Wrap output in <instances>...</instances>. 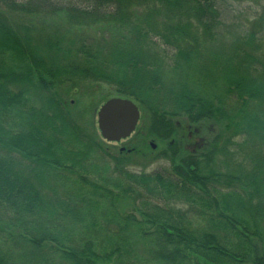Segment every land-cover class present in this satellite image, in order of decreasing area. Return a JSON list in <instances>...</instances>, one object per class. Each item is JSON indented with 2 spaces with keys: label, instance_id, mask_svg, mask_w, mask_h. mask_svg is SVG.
<instances>
[{
  "label": "rangeland",
  "instance_id": "rangeland-1",
  "mask_svg": "<svg viewBox=\"0 0 264 264\" xmlns=\"http://www.w3.org/2000/svg\"><path fill=\"white\" fill-rule=\"evenodd\" d=\"M58 4L32 16L36 36L64 57L87 45L99 59L100 77L55 79L75 121L133 169L169 171L182 160L196 179L174 204L179 216L217 237L230 255L217 252L222 264L264 260V0H104V18ZM114 97L140 109L120 142L98 127ZM156 111L173 114L175 135L153 130Z\"/></svg>",
  "mask_w": 264,
  "mask_h": 264
},
{
  "label": "trees",
  "instance_id": "trees-1",
  "mask_svg": "<svg viewBox=\"0 0 264 264\" xmlns=\"http://www.w3.org/2000/svg\"><path fill=\"white\" fill-rule=\"evenodd\" d=\"M52 2L106 16L104 0H0V264H222L217 237L174 208L192 168L133 169L53 92L56 80L100 72L87 45L64 57L36 36L32 16ZM170 116L154 114L160 138L178 132Z\"/></svg>",
  "mask_w": 264,
  "mask_h": 264
},
{
  "label": "water",
  "instance_id": "water-1",
  "mask_svg": "<svg viewBox=\"0 0 264 264\" xmlns=\"http://www.w3.org/2000/svg\"><path fill=\"white\" fill-rule=\"evenodd\" d=\"M97 116L102 137L109 142H120L136 130L140 110L131 99L114 97L99 108Z\"/></svg>",
  "mask_w": 264,
  "mask_h": 264
},
{
  "label": "flooded vegetation",
  "instance_id": "flooded-vegetation-1",
  "mask_svg": "<svg viewBox=\"0 0 264 264\" xmlns=\"http://www.w3.org/2000/svg\"><path fill=\"white\" fill-rule=\"evenodd\" d=\"M122 151H124V149H122Z\"/></svg>",
  "mask_w": 264,
  "mask_h": 264
}]
</instances>
